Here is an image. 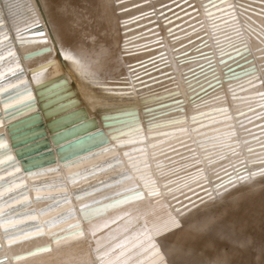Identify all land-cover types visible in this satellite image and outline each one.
I'll return each instance as SVG.
<instances>
[{
	"label": "bare ground",
	"instance_id": "6f19581e",
	"mask_svg": "<svg viewBox=\"0 0 264 264\" xmlns=\"http://www.w3.org/2000/svg\"><path fill=\"white\" fill-rule=\"evenodd\" d=\"M109 261L264 264V0H0V264Z\"/></svg>",
	"mask_w": 264,
	"mask_h": 264
},
{
	"label": "water",
	"instance_id": "95a60500",
	"mask_svg": "<svg viewBox=\"0 0 264 264\" xmlns=\"http://www.w3.org/2000/svg\"><path fill=\"white\" fill-rule=\"evenodd\" d=\"M101 93L102 95H100V96H102V97H106V96H109V95H112V94H115V95H117V93H121V92H123V91H105V90H102V91H93V93ZM104 93H107L106 95H104ZM72 95L73 93H67V95ZM109 97H111V96H109ZM43 106L44 105H40L39 107L41 108V110L43 111L42 113V115H44V116H46V115H49V113H51L50 112V110L49 109H43ZM34 118H37V116H34V117H30V118H27V119H24V120H21V121H18V123H16V125H19V124H21L23 121H26V123L28 122V121H32ZM24 124V123H23ZM15 125V126H16ZM46 127L47 128H49L50 126H48V125H46ZM42 130H44V128H42Z\"/></svg>",
	"mask_w": 264,
	"mask_h": 264
},
{
	"label": "snow or ice",
	"instance_id": "6c2138e0",
	"mask_svg": "<svg viewBox=\"0 0 264 264\" xmlns=\"http://www.w3.org/2000/svg\"><path fill=\"white\" fill-rule=\"evenodd\" d=\"M222 2H223V0H222ZM65 58H67V59H70V60H72L73 59V57L71 56V54L70 53H65ZM73 62L75 63L76 61L75 60H73ZM169 194H171V193H169ZM172 223H173V225H175V221H172ZM75 236H79V235H82V233H76V234H74ZM58 243V242H57ZM155 246H153V248H154ZM153 255H160V252H159V250H156V251H153V253H152ZM161 259H163V257H161ZM108 264H116V262L115 261H109L108 262ZM124 264H126V262H124ZM154 264H160V262L159 261H156V262H154Z\"/></svg>",
	"mask_w": 264,
	"mask_h": 264
}]
</instances>
